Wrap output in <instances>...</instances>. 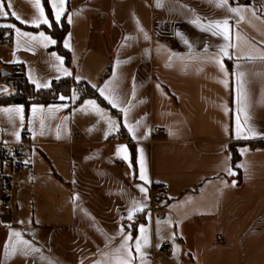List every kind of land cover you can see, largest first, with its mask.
<instances>
[{
    "label": "crops",
    "instance_id": "0c3cea01",
    "mask_svg": "<svg viewBox=\"0 0 264 264\" xmlns=\"http://www.w3.org/2000/svg\"><path fill=\"white\" fill-rule=\"evenodd\" d=\"M39 2L37 27L36 0H0V143L27 140L32 164L0 208V264H264V0H64L59 20L48 0L71 65ZM16 70L36 89L84 81L106 105L8 104Z\"/></svg>",
    "mask_w": 264,
    "mask_h": 264
},
{
    "label": "trees",
    "instance_id": "16d2710c",
    "mask_svg": "<svg viewBox=\"0 0 264 264\" xmlns=\"http://www.w3.org/2000/svg\"><path fill=\"white\" fill-rule=\"evenodd\" d=\"M44 5L46 12L51 20L50 27H44V29L50 33L57 41L54 50H56L60 55H62L68 65L72 64L71 53L68 51L64 45V38L70 31V26L63 20L60 24L57 23L52 16V10L48 3V0H44ZM0 39L2 35L0 33ZM15 93L10 96L4 97L3 100L8 104H23L26 107L31 104H50L57 103L61 97H70L74 91L79 94V99L77 103L82 102L86 98H96L104 106L106 103L100 98L97 91L88 85L84 81H76L73 78H66L56 80L52 83L51 87L48 89H36L24 76H15ZM257 144H263V142H258ZM133 156L135 155L134 148L132 146ZM240 159L239 154L234 149L233 150V161L234 164Z\"/></svg>",
    "mask_w": 264,
    "mask_h": 264
},
{
    "label": "built area",
    "instance_id": "2783aa9c",
    "mask_svg": "<svg viewBox=\"0 0 264 264\" xmlns=\"http://www.w3.org/2000/svg\"><path fill=\"white\" fill-rule=\"evenodd\" d=\"M10 46V40L0 39V47ZM14 75H22L21 70H16ZM154 133L161 134L162 130L156 128ZM27 146H29L27 140L19 144L0 143V208L3 207L4 210H10L12 208L11 198L16 188L18 177L31 172V155L26 151ZM169 190L170 186L166 184L152 187V200H165L168 197ZM163 247L168 248L169 243H164ZM165 253L168 257L172 256L168 250Z\"/></svg>",
    "mask_w": 264,
    "mask_h": 264
},
{
    "label": "snow or ice",
    "instance_id": "6c2138e0",
    "mask_svg": "<svg viewBox=\"0 0 264 264\" xmlns=\"http://www.w3.org/2000/svg\"><path fill=\"white\" fill-rule=\"evenodd\" d=\"M63 4H64V0H59V3L57 4V5H54L55 7H57V12H56V19L57 20H59L60 19V15L62 14V11H63ZM226 4H227V0H222V2H221V7H223V6H226ZM8 7H11V5H8ZM35 7L38 9V16L37 17H35L33 20H32V24L34 25V26H39V24L40 23H44V24H47L48 23V20L45 18V14H44V10H43V8L41 7V5H40V2H39V0H36V3H35ZM231 11H233V12H235V11H237L236 9H232ZM17 20H20L21 18H20V16L19 15H17V13L16 12H12L11 13ZM0 15H4V16H7L8 15V13L7 12H5V11H3V5L2 4H0ZM242 19V18H241ZM22 23H26V21H21ZM215 27L217 28V29H222V34L224 35V38L226 39V40H228V39H230V35H229V33H230V26H229V23H228V21L227 20H224L223 22H222V24L221 23H217L216 25H215ZM41 37L43 38V39H47V37H44V35H43V33H41ZM32 39H36L35 37H33ZM51 43H55V41H51ZM227 47V46H226ZM226 47L225 48H222L221 49V51L223 52V54L225 55V56H227L228 55V52H227V50H226ZM217 63H219V61H217ZM221 68H222V65H221ZM222 70H223V68H222ZM35 82V81H34ZM37 86L38 87H40V86H43V87H47V85L45 84V85H39V84H37ZM102 93H103V90H102ZM111 103H113V106H115V104H116V101L115 100H112V101H110ZM91 103V102H90ZM5 111H7V112H11V113H22V111H23V109L22 108H13V109H6ZM34 111H38V110H36V109H34ZM97 112L99 113V109H97ZM101 115H102V113H101ZM245 123H247V117H246V119H245ZM250 132H253V135L255 134L254 133V130H252L251 128H249L248 129ZM126 149L125 148H123V147H121V148H118L117 149V154L119 155L120 153H126ZM125 159H127V156H125L124 157ZM141 165L143 166V161L141 160ZM230 174H232L231 172H230ZM141 180H143V181H145V183H147L148 182V177H147V175L146 174H141L140 175V177H139ZM140 191L141 192H146V189L145 188H141L140 189ZM141 209H136V211H140ZM129 219H132V213L130 212L129 213V217H128ZM142 231H143V229H142ZM13 235L14 236H16V237H19L20 236V233H13ZM128 239H131V237H126V239H125V247H126V245H127V240ZM144 243L146 244L147 243V240L145 239V241H144ZM140 249H141V244H140V242L139 241H137V243H136V251L137 252H140ZM123 264H130V260L129 261H125V262H123Z\"/></svg>",
    "mask_w": 264,
    "mask_h": 264
},
{
    "label": "water",
    "instance_id": "95a60500",
    "mask_svg": "<svg viewBox=\"0 0 264 264\" xmlns=\"http://www.w3.org/2000/svg\"><path fill=\"white\" fill-rule=\"evenodd\" d=\"M4 76H6V73H4Z\"/></svg>",
    "mask_w": 264,
    "mask_h": 264
}]
</instances>
